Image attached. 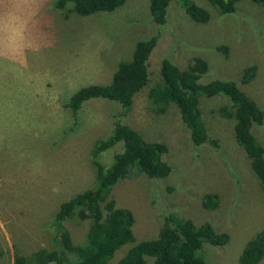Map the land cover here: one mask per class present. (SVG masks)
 I'll use <instances>...</instances> for the list:
<instances>
[{
	"label": "rangeland",
	"instance_id": "obj_1",
	"mask_svg": "<svg viewBox=\"0 0 264 264\" xmlns=\"http://www.w3.org/2000/svg\"><path fill=\"white\" fill-rule=\"evenodd\" d=\"M54 1L0 0V264H12L16 256L25 261L47 249L58 205L92 188L90 151L106 138L118 108L109 101L87 100L73 125L66 109L71 94L82 86L107 84L117 64L130 59L134 44L159 28L150 20L148 0H125L112 12L67 17L52 7ZM190 2L208 12V21L196 23L175 1L169 3L147 62L146 86L134 95L124 119L142 141L167 147L161 159L170 173L152 180L130 171L112 186L111 197L116 207L131 212L134 243L155 238L161 219L170 213L195 225L208 222L228 235L224 246H202L199 255L206 264H239L246 242L264 229V196L233 139V120L218 112L228 101L199 98L202 122L218 144L215 150L190 143L175 105L154 113L147 92L159 82V63L167 54L181 69L200 58L207 64L200 82L234 80L263 111L262 126L250 128L262 145L264 7L239 0L233 14L220 16L206 0ZM219 47H225V55ZM250 65L256 68L254 78L239 84ZM119 150L121 143L100 153L97 162L109 167ZM211 200L216 205L204 208L202 202ZM62 227L77 245L88 221L75 217ZM134 243L118 249L110 264ZM258 264H264V256Z\"/></svg>",
	"mask_w": 264,
	"mask_h": 264
},
{
	"label": "trees",
	"instance_id": "obj_2",
	"mask_svg": "<svg viewBox=\"0 0 264 264\" xmlns=\"http://www.w3.org/2000/svg\"><path fill=\"white\" fill-rule=\"evenodd\" d=\"M175 1L184 13L196 23H206L209 14L190 0H148L150 20L158 26L156 35L137 41L128 61L119 62L104 85H86L76 89L66 103L70 117L77 122L81 105L90 99L116 104L118 111L110 118L109 131L105 139L96 141L90 151V162L94 172V183L89 190L82 191L61 202L52 217V237L47 249L34 252L25 261L14 257L12 264H110L114 253L122 246L134 243L132 225L134 218L125 208L114 205L111 188L125 178L130 171L144 174L152 180L165 178L170 167L161 157L167 152L164 144L142 141L124 123L133 97L146 86L147 62L157 44L160 29L166 20V10ZM220 16L234 13L239 0H206ZM264 7V0H250ZM125 0H55L52 7L77 16H89L98 12H112ZM70 4V9H65ZM226 54L225 47H219ZM170 54H167V56ZM166 56V57H167ZM162 58L159 63V82L148 88L147 100L154 113L162 114L171 104L180 113L181 124L188 132L193 146L207 144L218 150L216 140L207 134L199 109L200 97L222 96L229 104L218 109L221 117L233 120V139L249 161L250 170L257 178L264 196V142L260 145L250 133L252 125L262 126L263 111L246 94L237 88L234 80L214 79L200 82L207 71V64L194 58L185 69L174 60ZM256 68L250 65L243 69L239 84L249 83ZM121 143V150L113 155L109 167L97 162L96 157ZM204 208H212L215 200L202 202ZM88 221L83 241L77 245L69 242L63 222L72 218ZM156 237L141 240L131 245L113 264H206L199 250L204 245L221 247L227 244L228 235L216 232L208 222L195 225L191 220L170 213L161 219ZM58 240V241H57ZM264 256V229L256 232L243 247L237 262L258 264Z\"/></svg>",
	"mask_w": 264,
	"mask_h": 264
}]
</instances>
